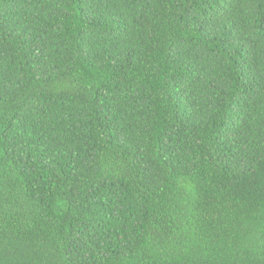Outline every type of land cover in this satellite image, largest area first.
Instances as JSON below:
<instances>
[{
    "label": "trees",
    "instance_id": "obj_1",
    "mask_svg": "<svg viewBox=\"0 0 264 264\" xmlns=\"http://www.w3.org/2000/svg\"><path fill=\"white\" fill-rule=\"evenodd\" d=\"M0 264H264V0H0Z\"/></svg>",
    "mask_w": 264,
    "mask_h": 264
}]
</instances>
